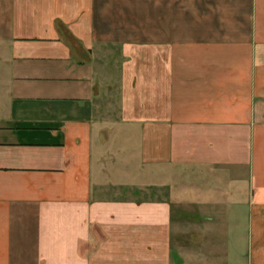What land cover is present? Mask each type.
<instances>
[{
    "label": "crops",
    "instance_id": "1",
    "mask_svg": "<svg viewBox=\"0 0 264 264\" xmlns=\"http://www.w3.org/2000/svg\"><path fill=\"white\" fill-rule=\"evenodd\" d=\"M0 264H264V0H0Z\"/></svg>",
    "mask_w": 264,
    "mask_h": 264
}]
</instances>
